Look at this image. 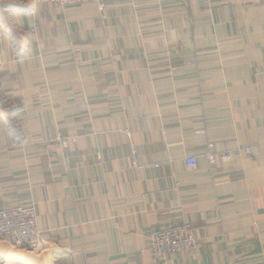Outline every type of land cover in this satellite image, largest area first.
<instances>
[{
  "label": "crops",
  "instance_id": "crops-1",
  "mask_svg": "<svg viewBox=\"0 0 264 264\" xmlns=\"http://www.w3.org/2000/svg\"><path fill=\"white\" fill-rule=\"evenodd\" d=\"M30 204L0 264H264V0H0V209ZM171 225L198 247L158 262Z\"/></svg>",
  "mask_w": 264,
  "mask_h": 264
},
{
  "label": "built area",
  "instance_id": "built-area-1",
  "mask_svg": "<svg viewBox=\"0 0 264 264\" xmlns=\"http://www.w3.org/2000/svg\"><path fill=\"white\" fill-rule=\"evenodd\" d=\"M23 6L33 12L39 4H55L61 8L68 5L83 4L94 2L99 11L103 9V0H19ZM167 0H157L162 2ZM182 1V0H181ZM185 1V0H183ZM37 27H35L36 29ZM83 104H80L82 107ZM70 138H58L56 141L61 146H66ZM73 139H71L72 141ZM74 140L73 142H75ZM247 156L252 155V148L244 149ZM217 153L212 144H208L204 151V158L209 164H214L219 157L221 160L229 158L227 152ZM188 168L196 167V158L188 157L185 159ZM6 242L14 246V249L36 252L42 245L41 231L37 226L36 208L33 205L16 206L0 210V243ZM3 244V243H2ZM149 245L156 258H164L170 255L193 251L198 247V239L192 230L185 225L165 226L153 230L149 235ZM161 259V258H160Z\"/></svg>",
  "mask_w": 264,
  "mask_h": 264
},
{
  "label": "rangeland",
  "instance_id": "rangeland-1",
  "mask_svg": "<svg viewBox=\"0 0 264 264\" xmlns=\"http://www.w3.org/2000/svg\"><path fill=\"white\" fill-rule=\"evenodd\" d=\"M157 1V0H156ZM167 1H170V0H167ZM183 1V0H182ZM185 1H188V0H185ZM24 2H29V0H25ZM163 2H166V1H162V2H157L158 4L159 3H163ZM87 3H93V4H96V3H94V2H87ZM49 4V3H48ZM52 4V3H51ZM40 5V4H39ZM53 5H55V4H53ZM58 5V4H57ZM56 5V6H57ZM76 5V4H75ZM38 6V5H37ZM68 6H70V5H68ZM59 7V6H58ZM65 7H67V6H65ZM27 8V7H26ZM61 8V7H60ZM64 8V7H63ZM35 9V8H34ZM31 12V11H30ZM83 104V103H82ZM79 107H80V105H78ZM83 106H84V104H83ZM67 138H70L69 140H70V142H73L74 140H77V136H69V137H67ZM58 139V138H57ZM57 139H55V140H52L50 143H56V144H58L59 145V143H57ZM71 139H73L72 141H71ZM60 146H61V144H60ZM35 207V206H34ZM1 210V209H0ZM171 226H173V225H171ZM151 233V232H150ZM3 243V244H2ZM2 243H0V246H8L9 247V250H10V254H26V255H28V254H34L33 256H36L38 253V251H36V252H26V251H22V250H18V249H14V246L13 245H11V244H8V243H6V242H2ZM40 249V248H39ZM194 251V250H193ZM148 252L153 256V258L155 259V260H157L158 262H165L166 261V258L167 257H164V258H162V257H160V258H156L155 256H154V254H153V252L151 251V248H150V245H149V247H148ZM189 252H191V251H189ZM181 253H183V252H181ZM176 254H178V253H176ZM174 255V254H173ZM37 257V256H36ZM165 260V261H164Z\"/></svg>",
  "mask_w": 264,
  "mask_h": 264
}]
</instances>
